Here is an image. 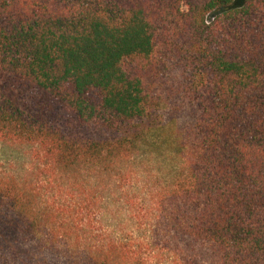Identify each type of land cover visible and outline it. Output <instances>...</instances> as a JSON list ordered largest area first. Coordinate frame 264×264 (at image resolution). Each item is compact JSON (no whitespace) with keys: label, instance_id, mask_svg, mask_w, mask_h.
Returning <instances> with one entry per match:
<instances>
[{"label":"trees","instance_id":"16d2710c","mask_svg":"<svg viewBox=\"0 0 264 264\" xmlns=\"http://www.w3.org/2000/svg\"><path fill=\"white\" fill-rule=\"evenodd\" d=\"M237 1L0 0V146L30 154L0 264H264V0Z\"/></svg>","mask_w":264,"mask_h":264},{"label":"rangeland","instance_id":"374dc122","mask_svg":"<svg viewBox=\"0 0 264 264\" xmlns=\"http://www.w3.org/2000/svg\"><path fill=\"white\" fill-rule=\"evenodd\" d=\"M241 0H238L235 6H238ZM30 154L25 148H13L8 146H0V163L7 164L11 160L13 161V170L18 174H22L23 168L29 166ZM170 163V162H169ZM139 169H134L138 174V180L140 185L143 186L145 183L157 184L160 183L158 174L168 172L161 165L155 164L154 162H145L142 166H138ZM157 174V176L155 175ZM109 204L106 205L103 214V222L106 225L112 227V229L120 234H125L126 232H136L138 226L135 224L132 212L129 210L128 206L124 203L119 193L109 198ZM144 227V226H142ZM141 227V228H142ZM144 229V228H142ZM142 229L139 230L138 236L142 235Z\"/></svg>","mask_w":264,"mask_h":264}]
</instances>
